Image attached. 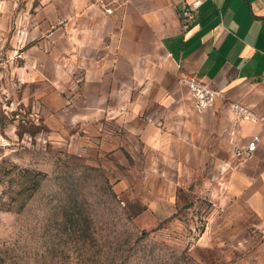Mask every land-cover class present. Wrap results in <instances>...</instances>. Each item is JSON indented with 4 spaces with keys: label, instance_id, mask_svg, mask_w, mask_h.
<instances>
[{
    "label": "rangeland",
    "instance_id": "rangeland-1",
    "mask_svg": "<svg viewBox=\"0 0 264 264\" xmlns=\"http://www.w3.org/2000/svg\"><path fill=\"white\" fill-rule=\"evenodd\" d=\"M127 2L0 0V264H264V86L165 69Z\"/></svg>",
    "mask_w": 264,
    "mask_h": 264
},
{
    "label": "crops",
    "instance_id": "crops-1",
    "mask_svg": "<svg viewBox=\"0 0 264 264\" xmlns=\"http://www.w3.org/2000/svg\"><path fill=\"white\" fill-rule=\"evenodd\" d=\"M126 7L119 40L157 46L165 69L222 92L264 86V0H129ZM185 7L191 10L187 28ZM117 48L104 49L120 57ZM151 55L155 59V50Z\"/></svg>",
    "mask_w": 264,
    "mask_h": 264
},
{
    "label": "built area",
    "instance_id": "built-area-1",
    "mask_svg": "<svg viewBox=\"0 0 264 264\" xmlns=\"http://www.w3.org/2000/svg\"><path fill=\"white\" fill-rule=\"evenodd\" d=\"M200 1H195L193 3V8H197L200 5ZM191 15V10L187 7L183 9L182 16L184 18V28L188 27V22L186 21L187 18ZM196 83H200V81H195ZM204 83V82H203ZM206 86H208L206 83H204ZM261 138L259 135H254L251 137V139L247 142L246 147H245V152L247 154H253L257 149L260 144Z\"/></svg>",
    "mask_w": 264,
    "mask_h": 264
}]
</instances>
